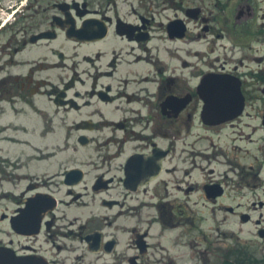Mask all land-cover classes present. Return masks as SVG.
Masks as SVG:
<instances>
[{"label":"flooded vegetation","instance_id":"obj_1","mask_svg":"<svg viewBox=\"0 0 264 264\" xmlns=\"http://www.w3.org/2000/svg\"><path fill=\"white\" fill-rule=\"evenodd\" d=\"M261 47L264 0H0V264H264L190 203L248 173L227 129L264 142ZM232 76L244 110L204 118ZM196 155L230 170L199 183Z\"/></svg>","mask_w":264,"mask_h":264},{"label":"rangeland","instance_id":"obj_2","mask_svg":"<svg viewBox=\"0 0 264 264\" xmlns=\"http://www.w3.org/2000/svg\"><path fill=\"white\" fill-rule=\"evenodd\" d=\"M260 52H264V47L260 48ZM255 94L261 96L262 100H264V94L259 92V90L255 91ZM227 131L229 139L227 136L222 139L220 138L221 141H219V139L215 140V142L217 145H219V142L222 143L223 148L228 151L225 154L230 160L234 161L233 164L235 161L239 160L242 162L244 169L248 173H245L244 179L240 181V174L237 175L235 171H240L242 167H236L231 164L235 171H228V174L232 175L230 176L232 177V180L227 179L228 188L226 197L220 198L214 206H212V204L208 201H204V198L200 197L198 193L193 194L190 199V203L194 204L193 207L196 209L197 216L199 214L206 216L205 221L199 222L196 220V224L202 225V227L206 230L208 238L213 242L219 240L222 242L221 244H227L228 246L237 244L240 250H247L250 255L256 254L259 257H264V237H260L257 234L258 227L256 223L257 220H260L261 225L264 226V207H258L257 204L259 199L264 201V165L260 167V163L264 161V150L262 148L259 149V146L263 147L264 142L255 140L253 143H248L247 140H238L240 135H245V133L249 131V129L244 127L237 128L233 132H230L231 129H227ZM224 143H227V145H224ZM234 144L243 146L242 152L238 151L237 153H234V151H231V149L235 146ZM197 147H199V145ZM217 148V146L211 147L212 150H216L218 154H221L219 156H225L221 153L220 148H218V150ZM195 160L197 164L199 163L203 167L201 170L196 169V172L194 170L195 174L193 179L199 183L206 180L205 178H207L206 175H209L208 169L210 167L214 168L215 177H217L216 171L218 169L223 170L227 168L226 165L207 163L206 160L204 161L203 157L201 158L199 155H196ZM248 165H252V168ZM227 170H230V168H227ZM253 173H256V177H254ZM253 202L256 204H253ZM219 203L233 206L235 212L232 213L220 208L218 206ZM254 205L256 207H254ZM211 208L213 211H211ZM239 211L249 214L250 220L246 222L242 221L238 215ZM146 225L147 223H144V227ZM154 240L155 239H151V242H154ZM174 250L175 248L170 247L171 253ZM154 256L160 259V261L156 262V264H172V262L169 263L167 261L166 257H164L166 258V261L161 258V256H163L161 250L157 251ZM154 256L151 255V259H153Z\"/></svg>","mask_w":264,"mask_h":264},{"label":"water","instance_id":"obj_3","mask_svg":"<svg viewBox=\"0 0 264 264\" xmlns=\"http://www.w3.org/2000/svg\"><path fill=\"white\" fill-rule=\"evenodd\" d=\"M207 79L209 87L205 85L206 92L202 94L205 99L202 110L204 118L211 119L218 115L230 118L242 110L243 99L238 84L232 83L230 78L226 85L216 84L210 77Z\"/></svg>","mask_w":264,"mask_h":264}]
</instances>
